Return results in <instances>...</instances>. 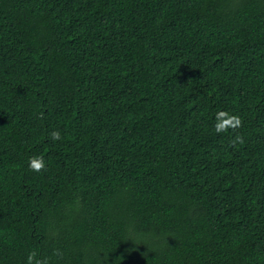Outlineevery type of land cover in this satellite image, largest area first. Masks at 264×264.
Segmentation results:
<instances>
[{
  "label": "trees",
  "instance_id": "trees-1",
  "mask_svg": "<svg viewBox=\"0 0 264 264\" xmlns=\"http://www.w3.org/2000/svg\"><path fill=\"white\" fill-rule=\"evenodd\" d=\"M0 264H264V0H0Z\"/></svg>",
  "mask_w": 264,
  "mask_h": 264
},
{
  "label": "clouds",
  "instance_id": "clouds-1",
  "mask_svg": "<svg viewBox=\"0 0 264 264\" xmlns=\"http://www.w3.org/2000/svg\"><path fill=\"white\" fill-rule=\"evenodd\" d=\"M236 126L239 124L238 118L235 119ZM217 132L224 131V125L221 123H217L216 129ZM53 139L59 138V133H53ZM44 162L41 158H35L33 161L30 162V167H32L34 170L39 171L42 167H44ZM31 259V258H30Z\"/></svg>",
  "mask_w": 264,
  "mask_h": 264
}]
</instances>
